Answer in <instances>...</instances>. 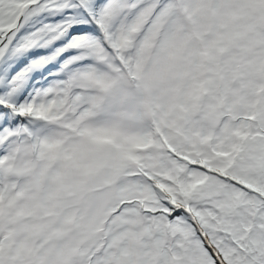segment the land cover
I'll list each match as a JSON object with an SVG mask.
<instances>
[{
    "label": "snow or ice",
    "instance_id": "6c2138e0",
    "mask_svg": "<svg viewBox=\"0 0 264 264\" xmlns=\"http://www.w3.org/2000/svg\"><path fill=\"white\" fill-rule=\"evenodd\" d=\"M0 264H264V0H0Z\"/></svg>",
    "mask_w": 264,
    "mask_h": 264
}]
</instances>
